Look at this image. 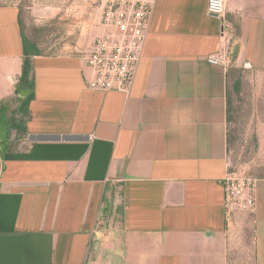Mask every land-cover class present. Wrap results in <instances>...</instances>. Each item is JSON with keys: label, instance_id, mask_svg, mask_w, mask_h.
I'll return each instance as SVG.
<instances>
[{"label": "crops", "instance_id": "0c3cea01", "mask_svg": "<svg viewBox=\"0 0 264 264\" xmlns=\"http://www.w3.org/2000/svg\"><path fill=\"white\" fill-rule=\"evenodd\" d=\"M225 28L232 66L264 74V0H226ZM221 32L207 0H156L131 91L102 92L81 56L102 26L77 54L26 55L0 6V124L24 106L18 147L0 141V264H264V176L254 212L225 207Z\"/></svg>", "mask_w": 264, "mask_h": 264}, {"label": "rangeland", "instance_id": "374dc122", "mask_svg": "<svg viewBox=\"0 0 264 264\" xmlns=\"http://www.w3.org/2000/svg\"><path fill=\"white\" fill-rule=\"evenodd\" d=\"M127 1L0 0V6L19 9L24 37L39 54L74 55L78 43L89 41L96 27L105 32L102 18L107 8ZM232 44L234 58L237 45ZM232 65L228 68L230 168L256 179L264 176V74ZM16 99L4 104L5 119L0 124V141L12 148L18 147L14 138L21 134L24 113Z\"/></svg>", "mask_w": 264, "mask_h": 264}, {"label": "built area", "instance_id": "2783aa9c", "mask_svg": "<svg viewBox=\"0 0 264 264\" xmlns=\"http://www.w3.org/2000/svg\"><path fill=\"white\" fill-rule=\"evenodd\" d=\"M156 0H128L108 7L103 14L105 32L81 53L91 77L87 88L128 94L143 55L152 9ZM207 12L222 21V47L207 57L209 64L228 69L233 63V44L225 28L226 0H207ZM257 180L228 170L223 179L228 217L235 212H254Z\"/></svg>", "mask_w": 264, "mask_h": 264}, {"label": "trees", "instance_id": "16d2710c", "mask_svg": "<svg viewBox=\"0 0 264 264\" xmlns=\"http://www.w3.org/2000/svg\"><path fill=\"white\" fill-rule=\"evenodd\" d=\"M31 46H30V44L27 42V40L26 39H24V48H25V52H26V55H28V52H32V54H34V53H36L37 51L36 50H31V51H29ZM28 75H29V68H28V66H27V64L26 65H24V70H23V75H22V78H21V80H22V82H26L27 81V79H28ZM18 93V95H19V92H17ZM32 99V94H30L27 98H26V100L23 102V104L27 107V104L29 103V101ZM22 130V132H24V129H21Z\"/></svg>", "mask_w": 264, "mask_h": 264}, {"label": "water", "instance_id": "95a60500", "mask_svg": "<svg viewBox=\"0 0 264 264\" xmlns=\"http://www.w3.org/2000/svg\"><path fill=\"white\" fill-rule=\"evenodd\" d=\"M0 171H1V156H0Z\"/></svg>", "mask_w": 264, "mask_h": 264}]
</instances>
